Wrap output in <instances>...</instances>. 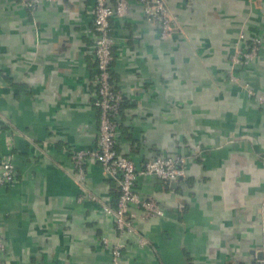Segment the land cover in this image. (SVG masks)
I'll list each match as a JSON object with an SVG mask.
<instances>
[{"label": "crops", "instance_id": "obj_1", "mask_svg": "<svg viewBox=\"0 0 264 264\" xmlns=\"http://www.w3.org/2000/svg\"><path fill=\"white\" fill-rule=\"evenodd\" d=\"M27 1L0 0V163L16 176L0 188L2 262L111 264L121 243L119 264L260 263L264 106L246 86L264 93V0H167L176 28L166 38L139 1L111 18L117 152L138 168L159 155L187 161L177 181L137 177L163 214L132 204L137 230L124 233L104 210L115 181L92 159L78 180L71 156L98 134L94 0ZM241 31L262 43L236 64Z\"/></svg>", "mask_w": 264, "mask_h": 264}, {"label": "built area", "instance_id": "obj_2", "mask_svg": "<svg viewBox=\"0 0 264 264\" xmlns=\"http://www.w3.org/2000/svg\"><path fill=\"white\" fill-rule=\"evenodd\" d=\"M42 0H30L25 3L29 8H34ZM132 0H94L91 10L93 17L92 31L95 34L93 55L95 59V72L91 78L93 85V104L99 111L98 134L95 144L87 150H75L72 152V161L78 180L84 178V162L92 159L102 167L108 178L117 180L120 193L116 208L109 204L104 210L115 216L116 228L121 232H136L134 219L136 213L130 210V206L136 205L142 209V217L151 218L162 215L163 211L155 198L142 197L138 194L135 182L140 174L155 175L167 181H177L186 176V158L181 155H159L148 159L140 168L136 167L133 160L123 154H119L115 148L118 126L120 104L123 100L121 92L117 89L112 78L113 62V37L111 34L110 20L113 16L126 14ZM142 5L143 13L155 20L161 30V37L166 38L176 28L175 17L170 14L166 6L167 0H136ZM253 1V0H250ZM239 40L246 42V47L240 48ZM239 40L236 42L233 63H247L252 60L258 52L262 43L259 36L247 40L241 31ZM247 93L258 104L264 106V93L257 94L247 86ZM16 179L13 163L9 158L0 163V188L12 184ZM87 198H92V193L85 192ZM104 243H107L104 240ZM4 245L0 240V264ZM122 252V244L115 243L111 248V264H119ZM264 264V251L261 258Z\"/></svg>", "mask_w": 264, "mask_h": 264}, {"label": "trees", "instance_id": "obj_3", "mask_svg": "<svg viewBox=\"0 0 264 264\" xmlns=\"http://www.w3.org/2000/svg\"><path fill=\"white\" fill-rule=\"evenodd\" d=\"M113 1H114V0H113ZM110 23H111V20H110ZM122 108H123V100H122V102H121V104H120L119 115H120L121 112H122ZM115 148H116V143H115ZM112 179L115 181V182H114V185H115L116 190H115L114 194H112L113 198H112V201H111L110 206H111V208L115 209V208H116V205H117V200H118V197H119L120 189H119V186L117 185V180L114 179V178H111V180H112ZM5 186H7V185H5ZM2 187H3V186H2ZM257 264H262V263L260 262V263H257Z\"/></svg>", "mask_w": 264, "mask_h": 264}, {"label": "water", "instance_id": "obj_4", "mask_svg": "<svg viewBox=\"0 0 264 264\" xmlns=\"http://www.w3.org/2000/svg\"><path fill=\"white\" fill-rule=\"evenodd\" d=\"M262 257V256H261Z\"/></svg>", "mask_w": 264, "mask_h": 264}]
</instances>
